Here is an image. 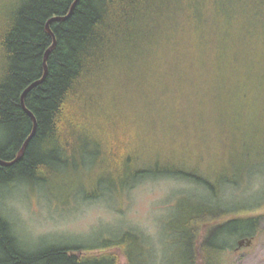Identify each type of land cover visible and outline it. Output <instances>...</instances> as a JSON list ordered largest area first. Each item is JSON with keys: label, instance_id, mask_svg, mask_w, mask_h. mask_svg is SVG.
<instances>
[{"label": "trees", "instance_id": "obj_1", "mask_svg": "<svg viewBox=\"0 0 264 264\" xmlns=\"http://www.w3.org/2000/svg\"><path fill=\"white\" fill-rule=\"evenodd\" d=\"M74 1L10 0L8 16H0V160L13 161L32 131L21 95L43 76L44 54L53 43L46 30L48 20L66 16ZM213 1L78 0L67 19L51 21L55 46L47 56V75L24 98L36 119V131L18 161L0 165V188L14 182L52 181L63 171L75 174L89 168L97 173L90 183L94 187L102 183L121 187L151 173L189 179L215 194L218 181L214 184L179 167L171 157L155 158L148 167L135 162L137 123L148 122L149 133L161 124L163 92L175 89L177 81L190 88L196 84L192 29L199 18L210 22ZM238 3L240 18L245 12L257 20L264 18V0ZM163 159L166 165L159 164ZM233 212L219 205L196 207L186 222L172 229L178 234L188 231L192 238L194 253L187 264L212 263L231 237L255 238L264 215L227 219ZM222 218L226 219L202 235L205 223ZM130 242L113 247L127 264L133 263ZM81 250L59 246L23 250L0 213V264H119L115 252L103 249L81 256Z\"/></svg>", "mask_w": 264, "mask_h": 264}, {"label": "rangeland", "instance_id": "obj_2", "mask_svg": "<svg viewBox=\"0 0 264 264\" xmlns=\"http://www.w3.org/2000/svg\"><path fill=\"white\" fill-rule=\"evenodd\" d=\"M4 1L0 16L6 19L10 0ZM237 1L214 0L210 22L199 18L193 26L195 86L177 81L160 99L161 124L149 133L148 122L136 125L138 166L172 158L179 167L218 181L215 194L189 179L151 173L121 187H94L97 173L89 168L63 171L47 182H14L0 188V213L21 249L81 247V256L104 249L127 264L114 248L132 241L133 263L187 264L194 253L192 238L172 229L187 221L188 212L219 205L233 209L227 219L264 215V18L248 12L240 18ZM225 219L205 223L202 235ZM237 240L227 239L210 264H264V218L250 246L236 249Z\"/></svg>", "mask_w": 264, "mask_h": 264}, {"label": "water", "instance_id": "obj_3", "mask_svg": "<svg viewBox=\"0 0 264 264\" xmlns=\"http://www.w3.org/2000/svg\"><path fill=\"white\" fill-rule=\"evenodd\" d=\"M78 0H75L73 2V4L71 5L70 7V10L68 12V14L64 17H54L50 20H48L47 24H46V30L47 32L52 36L53 38V43L52 45L46 50L45 54H44V58H43V67H44V73H43V76L40 80H37L35 82H33L31 85H29L22 93L21 95V106L23 107V109L25 110V112H27L31 118H32V121H33V128H32V131L30 133V135L26 138V140L23 142L18 154H17V157L11 161V162H6V161H3V160H0V165L1 166H9L13 163H15L16 161H18L24 154V151L26 149V146L27 144L29 143V141L31 140L32 136L34 135L35 131H36V127H37V122H36V119L34 117V115L25 107V104H24V98H25V95L33 88L35 87L36 85L40 84L46 77L47 75V56H48V53L50 52V50L55 46V38H54V34L53 32L51 31L50 29V22L53 21V20H65L67 19L73 12V9H74V6L75 4L77 3ZM253 242V238H241V239H238L237 240V248L236 249H239L243 246H250Z\"/></svg>", "mask_w": 264, "mask_h": 264}, {"label": "flooded vegetation", "instance_id": "obj_4", "mask_svg": "<svg viewBox=\"0 0 264 264\" xmlns=\"http://www.w3.org/2000/svg\"><path fill=\"white\" fill-rule=\"evenodd\" d=\"M29 251V250H28Z\"/></svg>", "mask_w": 264, "mask_h": 264}]
</instances>
